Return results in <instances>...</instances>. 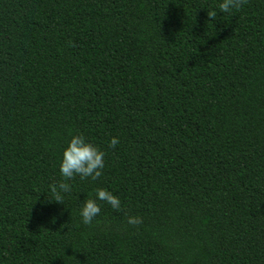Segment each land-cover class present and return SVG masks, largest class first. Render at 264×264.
Listing matches in <instances>:
<instances>
[{
    "label": "trees",
    "instance_id": "trees-1",
    "mask_svg": "<svg viewBox=\"0 0 264 264\" xmlns=\"http://www.w3.org/2000/svg\"><path fill=\"white\" fill-rule=\"evenodd\" d=\"M218 3L0 0V264H264V0ZM76 132L105 166L57 203Z\"/></svg>",
    "mask_w": 264,
    "mask_h": 264
},
{
    "label": "clouds",
    "instance_id": "clouds-1",
    "mask_svg": "<svg viewBox=\"0 0 264 264\" xmlns=\"http://www.w3.org/2000/svg\"><path fill=\"white\" fill-rule=\"evenodd\" d=\"M245 0H219L217 8L221 13H232L238 10ZM212 13L209 14L211 16ZM118 138L109 137L107 147H114L118 143ZM105 152L99 146L92 143L84 134L76 132L69 135L66 143L60 150L58 161V172L61 180L49 185V191L54 194V200L61 202L62 193L71 191L70 183L74 177L80 180L94 181L101 176L104 168ZM107 204L111 209L119 211L121 201L112 191L97 187L93 193L84 198L78 208L80 223L83 225L91 224L101 213V203ZM125 222L135 226L141 223L139 216H126Z\"/></svg>",
    "mask_w": 264,
    "mask_h": 264
}]
</instances>
